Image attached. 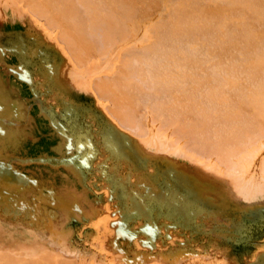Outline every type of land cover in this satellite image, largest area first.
<instances>
[{"label":"rangeland","instance_id":"374dc122","mask_svg":"<svg viewBox=\"0 0 264 264\" xmlns=\"http://www.w3.org/2000/svg\"><path fill=\"white\" fill-rule=\"evenodd\" d=\"M30 19L0 0V250L50 249L73 264H264L260 158L224 168L204 154L213 168L204 152L146 148L90 92L85 75L101 77V65L80 73Z\"/></svg>","mask_w":264,"mask_h":264},{"label":"bare ground","instance_id":"6f19581e","mask_svg":"<svg viewBox=\"0 0 264 264\" xmlns=\"http://www.w3.org/2000/svg\"><path fill=\"white\" fill-rule=\"evenodd\" d=\"M1 1L42 19L77 71L101 65L97 79L86 69L90 92L107 99L111 118L146 148L160 144L170 157L202 162L213 155L221 167H250L260 158L263 166L264 123L255 122L264 121V0ZM25 249L0 250V264L78 259Z\"/></svg>","mask_w":264,"mask_h":264}]
</instances>
